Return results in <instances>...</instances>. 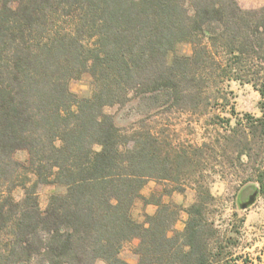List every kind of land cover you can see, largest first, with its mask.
I'll return each mask as SVG.
<instances>
[{
    "label": "trees",
    "instance_id": "1",
    "mask_svg": "<svg viewBox=\"0 0 264 264\" xmlns=\"http://www.w3.org/2000/svg\"><path fill=\"white\" fill-rule=\"evenodd\" d=\"M182 42L192 53L176 52ZM84 73L90 96L70 88ZM232 80L252 84L264 107V5L0 0V264H231L232 236L212 217L219 199L209 179L219 174L235 191L253 181L254 195L264 194V115L231 106L216 138L194 145L144 118L118 125L106 107L140 97L146 111L196 110L228 100L222 83ZM151 179L174 186L143 196ZM45 183L64 191L43 209ZM186 183L192 203L164 199ZM138 198L157 206L142 222L132 214ZM135 238L130 262L121 251Z\"/></svg>",
    "mask_w": 264,
    "mask_h": 264
},
{
    "label": "rangeland",
    "instance_id": "2",
    "mask_svg": "<svg viewBox=\"0 0 264 264\" xmlns=\"http://www.w3.org/2000/svg\"><path fill=\"white\" fill-rule=\"evenodd\" d=\"M242 7L247 9L259 8L264 5V0H238ZM193 45L190 42H182L177 45V53H192ZM175 51L167 55L168 62H172ZM92 78L89 73L82 74L79 78L70 82V88L78 96H90L93 92ZM223 91L227 99H219L204 103L199 109H184L173 107L167 110V104L146 111L147 105L140 97H135L125 105L106 107V111L113 113L118 125L131 127L136 122L146 119L145 123L154 131H165L179 143H192L201 145L205 141L215 139L218 132L223 129L222 117L230 116V108L234 106L240 113H251L254 116H263L264 107L261 105V95L250 83L239 81H225L222 83ZM220 94V95H221ZM218 116H221L219 118ZM235 120V119H234ZM233 120V122H234ZM15 157L25 161L28 158L26 150H18ZM219 169V167H216ZM213 172V171H212ZM212 174V173H211ZM212 192L218 196L216 210L212 217L215 224L222 230L228 229L232 236V243L228 250L233 252L229 262L231 264H264V194L256 193L255 183L249 182L235 191V182H226L219 174L213 173L210 177ZM167 184L169 188L174 183L168 181L148 180L142 188V195L149 196L153 192L160 191ZM185 192L175 191L172 195L165 196L167 201H173L189 205L195 199V190L190 183H186ZM64 191V188L54 183H45L38 188L40 206L46 208L50 195ZM16 196H21V189L15 191ZM254 195V200L244 207L249 198ZM157 206L145 204L142 198H138L132 207V214L138 221H144L146 213H153ZM185 211L176 223L177 229H182L185 223ZM138 239L126 241L123 245L121 256L136 262L138 256L135 247ZM235 258V259H234ZM96 264H105L98 260Z\"/></svg>",
    "mask_w": 264,
    "mask_h": 264
},
{
    "label": "water",
    "instance_id": "3",
    "mask_svg": "<svg viewBox=\"0 0 264 264\" xmlns=\"http://www.w3.org/2000/svg\"><path fill=\"white\" fill-rule=\"evenodd\" d=\"M254 198H255V196L254 195H252L250 198H249V200L246 202V203H244V207H247L253 200H254Z\"/></svg>",
    "mask_w": 264,
    "mask_h": 264
},
{
    "label": "crops",
    "instance_id": "4",
    "mask_svg": "<svg viewBox=\"0 0 264 264\" xmlns=\"http://www.w3.org/2000/svg\"><path fill=\"white\" fill-rule=\"evenodd\" d=\"M186 213V212H185ZM187 216H188V214L186 213V216H185V219L187 218ZM184 225H185V223H184ZM184 227V226H183Z\"/></svg>",
    "mask_w": 264,
    "mask_h": 264
}]
</instances>
